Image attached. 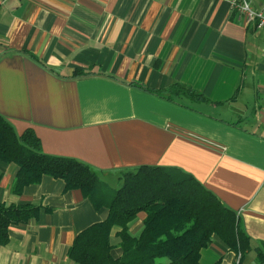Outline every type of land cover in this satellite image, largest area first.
Here are the masks:
<instances>
[{
  "label": "crops",
  "instance_id": "1",
  "mask_svg": "<svg viewBox=\"0 0 264 264\" xmlns=\"http://www.w3.org/2000/svg\"><path fill=\"white\" fill-rule=\"evenodd\" d=\"M232 1L0 0V115L103 180L141 166L191 174L237 213L250 240L243 264H264V29ZM250 4L264 12V0ZM174 84L206 99L156 93ZM17 170L0 162V205L40 210L9 229L0 264H77L69 248L108 210L51 177L15 195ZM238 253L214 238L200 264H235Z\"/></svg>",
  "mask_w": 264,
  "mask_h": 264
},
{
  "label": "trees",
  "instance_id": "2",
  "mask_svg": "<svg viewBox=\"0 0 264 264\" xmlns=\"http://www.w3.org/2000/svg\"><path fill=\"white\" fill-rule=\"evenodd\" d=\"M79 75L75 72L74 76ZM156 93L206 99L182 84ZM0 162L18 169L12 184L15 195L51 177L63 181L66 191L80 190L96 209L108 210L105 221L82 231L69 248L68 258L77 264H200L201 252L214 243V238L233 252L244 254L250 249L237 213L194 176L178 168L125 169L119 175V189H111L102 181L99 170L73 158L45 154L32 130L19 135L1 115ZM39 210L32 204H1L0 246L9 243L11 227L36 219ZM140 213L146 217L140 236L135 238L128 227ZM114 228L120 229V258L111 255Z\"/></svg>",
  "mask_w": 264,
  "mask_h": 264
},
{
  "label": "built area",
  "instance_id": "3",
  "mask_svg": "<svg viewBox=\"0 0 264 264\" xmlns=\"http://www.w3.org/2000/svg\"><path fill=\"white\" fill-rule=\"evenodd\" d=\"M232 7L248 25L254 26L256 29H264V12L253 9L250 0H233ZM242 261V254L238 253L235 264H243Z\"/></svg>",
  "mask_w": 264,
  "mask_h": 264
},
{
  "label": "rangeland",
  "instance_id": "4",
  "mask_svg": "<svg viewBox=\"0 0 264 264\" xmlns=\"http://www.w3.org/2000/svg\"><path fill=\"white\" fill-rule=\"evenodd\" d=\"M118 177H120V176H118ZM102 179V178H101ZM102 181L103 182H107L106 184L111 188V189H115V190H117V189H119V187L121 186V183L119 182V184L118 183H116V181L115 180H103L102 179ZM118 181H119V178H118Z\"/></svg>",
  "mask_w": 264,
  "mask_h": 264
}]
</instances>
